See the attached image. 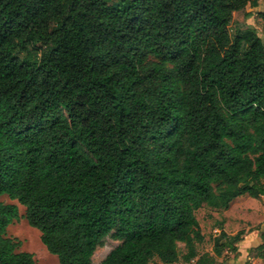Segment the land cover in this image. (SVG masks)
Wrapping results in <instances>:
<instances>
[{"label": "trees", "instance_id": "1", "mask_svg": "<svg viewBox=\"0 0 264 264\" xmlns=\"http://www.w3.org/2000/svg\"><path fill=\"white\" fill-rule=\"evenodd\" d=\"M264 0H0V197L59 264H216L196 212L264 196ZM0 264H38L7 236ZM264 241V239H263ZM264 260V243L257 247Z\"/></svg>", "mask_w": 264, "mask_h": 264}, {"label": "rangeland", "instance_id": "2", "mask_svg": "<svg viewBox=\"0 0 264 264\" xmlns=\"http://www.w3.org/2000/svg\"><path fill=\"white\" fill-rule=\"evenodd\" d=\"M260 12H264V1H260L256 8L247 7L235 12L229 26L231 35L250 29L263 37V20ZM0 202L18 207L19 217L7 230L8 237L20 242L18 251L32 253L38 264H59L58 257L51 254L43 244L40 231L29 224L25 207L6 195L0 197ZM196 217L205 237L197 246L200 255L205 253L214 255L215 239L223 230L231 236L241 232L242 241L238 243V250H225L221 257L216 258V264H264V260L257 256V247L264 243V196L238 197L228 209H214L205 205L196 212ZM120 243L114 232L106 236L96 248L92 264H101ZM178 246L181 258L174 264H186L182 259L187 251L186 246L184 243H179ZM151 264L164 263L156 258Z\"/></svg>", "mask_w": 264, "mask_h": 264}]
</instances>
